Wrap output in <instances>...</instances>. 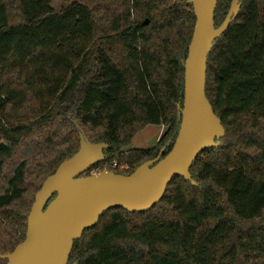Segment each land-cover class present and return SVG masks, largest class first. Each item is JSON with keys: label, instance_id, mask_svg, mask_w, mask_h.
Listing matches in <instances>:
<instances>
[{"label": "trees", "instance_id": "obj_1", "mask_svg": "<svg viewBox=\"0 0 264 264\" xmlns=\"http://www.w3.org/2000/svg\"><path fill=\"white\" fill-rule=\"evenodd\" d=\"M231 2L218 0L215 28ZM194 23L190 0H74L59 11L0 0V256L23 241L36 192L78 151L79 131L109 146L92 171L129 175L167 155ZM206 66L224 137L192 164L195 186L175 177L147 212H104L68 264H264V0H240ZM150 125L164 128L156 145L126 150Z\"/></svg>", "mask_w": 264, "mask_h": 264}, {"label": "water", "instance_id": "obj_2", "mask_svg": "<svg viewBox=\"0 0 264 264\" xmlns=\"http://www.w3.org/2000/svg\"><path fill=\"white\" fill-rule=\"evenodd\" d=\"M217 2L190 0L195 23L184 62L182 105L177 106L180 126L167 155L162 157L161 150L155 159L129 175L110 171L92 174L109 146L92 144L79 131L78 151L63 161L36 192L23 241L0 260L5 264H68L74 242L94 227L104 212L112 208L147 212L162 200L175 177L195 186L189 173L192 164L200 153L218 148L217 141L224 137V129L205 95L207 59L213 43L240 9V0H232L224 21L215 28Z\"/></svg>", "mask_w": 264, "mask_h": 264}, {"label": "rangeland", "instance_id": "obj_3", "mask_svg": "<svg viewBox=\"0 0 264 264\" xmlns=\"http://www.w3.org/2000/svg\"><path fill=\"white\" fill-rule=\"evenodd\" d=\"M73 1L74 0H50V3H51V7L55 11H59L67 7ZM65 111L66 108L63 107L61 109V112H65ZM163 131L164 128L161 126L150 125L145 127L141 132H139L134 137L131 145L126 150H137V149L147 150L153 148L156 145L158 139L161 137ZM91 156L94 157L95 154L93 153ZM113 168L116 169L118 172H124L127 169L124 165H118ZM107 169H109L108 166L104 165L101 168V170H93L91 171V173L94 174L100 171H109Z\"/></svg>", "mask_w": 264, "mask_h": 264}, {"label": "built area", "instance_id": "obj_4", "mask_svg": "<svg viewBox=\"0 0 264 264\" xmlns=\"http://www.w3.org/2000/svg\"><path fill=\"white\" fill-rule=\"evenodd\" d=\"M112 166H113V167H115L116 165H115V164H113Z\"/></svg>", "mask_w": 264, "mask_h": 264}]
</instances>
